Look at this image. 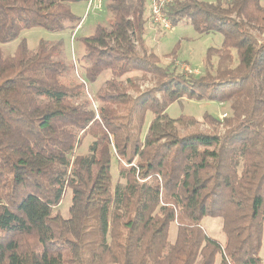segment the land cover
<instances>
[{
	"label": "trees",
	"instance_id": "1",
	"mask_svg": "<svg viewBox=\"0 0 264 264\" xmlns=\"http://www.w3.org/2000/svg\"><path fill=\"white\" fill-rule=\"evenodd\" d=\"M85 1L0 0V264H263L264 6H167L173 27L222 37L206 50L203 74L188 78L146 50L147 0H103L108 27L79 38L86 82L110 73L93 111L79 101L82 85L61 81L69 70L56 58L62 40L31 51L20 39L12 55L2 49L23 30L73 32L80 20L70 4ZM132 72L150 75L153 87L121 80ZM181 99L228 103L230 115L219 122L205 114L209 129L181 135L197 123L168 116ZM86 135L88 153L76 156ZM112 159L123 184H112ZM66 190L63 218L53 210ZM204 218H221L223 244L203 230Z\"/></svg>",
	"mask_w": 264,
	"mask_h": 264
},
{
	"label": "rangeland",
	"instance_id": "2",
	"mask_svg": "<svg viewBox=\"0 0 264 264\" xmlns=\"http://www.w3.org/2000/svg\"><path fill=\"white\" fill-rule=\"evenodd\" d=\"M133 3L135 0H131ZM206 4H213L215 0H198ZM259 4L264 6V0H259ZM71 12L81 21L84 18L86 3H72L70 5ZM111 19V14L106 10L103 2V9L98 12H90L81 24V27L76 32L74 39L73 32L66 30L64 32L51 33L42 28H32L23 30L17 40L2 45L5 55H12L15 47L20 39H25L29 50L34 51L38 42L44 40L51 44L62 40L63 46L61 53L56 56L57 59L64 61L69 70L61 77V81L68 86L82 85V95L79 101H85L90 110L96 111L100 107V102L96 98L98 90L104 86L106 80L110 79L108 71L101 74L94 83H87L83 74V64L80 62L82 55V46L79 38L87 37L92 34L96 25L100 24L108 27ZM256 34V32H253ZM146 50L152 52L158 58V64L165 68L173 75H182L185 77H198L203 74V60L206 50L209 48L218 49L221 46L222 37L218 33H197L190 25H177L172 30L165 32L159 27L152 25L149 21L146 22L143 33ZM263 38V37H260ZM216 58L212 59L215 62ZM76 64V65H74ZM188 71H196V74H189ZM198 73V74H197ZM130 78L139 88L138 91L150 89L154 85V80L150 75H144L140 72H132L121 78L122 81ZM128 94L136 96L138 92L128 90ZM167 114L170 118L175 119L180 116H190L197 121L193 126L179 128V134H184L192 129L204 131L209 129L208 124L203 120L205 114L221 122L224 114L226 117L230 115L228 103H215L207 101H188L181 99L173 103L167 109ZM150 115L147 114L143 132H145L150 121ZM218 131L223 133L221 125L218 126ZM93 139L86 135L80 145L74 150L76 156H85L88 153V146ZM111 177L113 186L116 183L123 184L124 181L118 178L117 165L115 159L111 162ZM71 191L66 190L60 204L53 210V213H59L63 218L68 217V210L71 204ZM201 226L206 234L220 242L224 243V235L222 233L221 218H204L201 221ZM176 233V224L173 223L169 231V241L173 242ZM260 258L264 264V243L260 251ZM220 258L217 257L216 264Z\"/></svg>",
	"mask_w": 264,
	"mask_h": 264
},
{
	"label": "built area",
	"instance_id": "3",
	"mask_svg": "<svg viewBox=\"0 0 264 264\" xmlns=\"http://www.w3.org/2000/svg\"><path fill=\"white\" fill-rule=\"evenodd\" d=\"M176 0H147L146 6V15L149 23L152 25L159 27L161 30L168 32L172 30L173 26L170 21L164 15V10L167 6L173 4ZM103 0H86V10L84 18L79 22L73 31V36L71 39H74V36L78 29L81 27L82 22L87 17L90 12H98L103 9ZM76 65V64H74ZM196 71H188L189 74H196ZM198 74V73H197ZM222 118L226 117V114L222 115Z\"/></svg>",
	"mask_w": 264,
	"mask_h": 264
},
{
	"label": "crops",
	"instance_id": "4",
	"mask_svg": "<svg viewBox=\"0 0 264 264\" xmlns=\"http://www.w3.org/2000/svg\"><path fill=\"white\" fill-rule=\"evenodd\" d=\"M71 5V4H70ZM71 9V8H70Z\"/></svg>",
	"mask_w": 264,
	"mask_h": 264
}]
</instances>
